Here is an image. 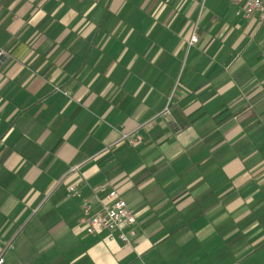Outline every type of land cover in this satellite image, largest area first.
Masks as SVG:
<instances>
[{"label":"crops","instance_id":"obj_1","mask_svg":"<svg viewBox=\"0 0 264 264\" xmlns=\"http://www.w3.org/2000/svg\"><path fill=\"white\" fill-rule=\"evenodd\" d=\"M207 1L0 0L2 264H264V22Z\"/></svg>","mask_w":264,"mask_h":264},{"label":"built area","instance_id":"obj_2","mask_svg":"<svg viewBox=\"0 0 264 264\" xmlns=\"http://www.w3.org/2000/svg\"><path fill=\"white\" fill-rule=\"evenodd\" d=\"M199 3L201 7L206 0H188ZM235 7V15L243 19L255 18L258 23L264 22V0H225ZM198 41L196 29H193L189 45H194ZM8 57L4 49H0V66ZM163 114H168L166 108ZM127 142L136 146L141 142V137L134 134L123 135L119 143ZM68 195L80 199V218L79 223L83 226L86 233L94 235L105 233L108 239L116 238L120 243L128 245L136 236L135 217L133 211L126 202L120 197L118 192L100 186L93 191V201L83 198L79 189L75 186L68 188ZM2 264V258H0Z\"/></svg>","mask_w":264,"mask_h":264},{"label":"rangeland","instance_id":"obj_3","mask_svg":"<svg viewBox=\"0 0 264 264\" xmlns=\"http://www.w3.org/2000/svg\"><path fill=\"white\" fill-rule=\"evenodd\" d=\"M210 4H212V5H216L217 4V5L223 6L224 2L222 0H208L207 1V6L210 5Z\"/></svg>","mask_w":264,"mask_h":264}]
</instances>
